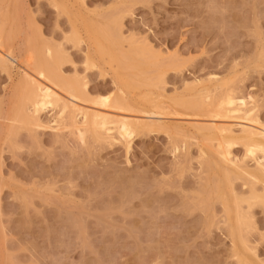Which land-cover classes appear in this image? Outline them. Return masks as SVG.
Instances as JSON below:
<instances>
[{
  "label": "rangeland",
  "instance_id": "obj_1",
  "mask_svg": "<svg viewBox=\"0 0 264 264\" xmlns=\"http://www.w3.org/2000/svg\"><path fill=\"white\" fill-rule=\"evenodd\" d=\"M0 29L13 61L0 63V264H264V201L250 197L264 198V172L245 176L257 169L241 143L236 166L217 146L227 124L237 136L246 116L264 126V0H0ZM35 79L151 125L127 143L113 121L80 139L71 108L34 112ZM101 95L118 108L95 104ZM226 95L243 111L213 119L217 106H182L200 98L208 110ZM214 187L234 207L230 224Z\"/></svg>",
  "mask_w": 264,
  "mask_h": 264
},
{
  "label": "bare ground",
  "instance_id": "obj_2",
  "mask_svg": "<svg viewBox=\"0 0 264 264\" xmlns=\"http://www.w3.org/2000/svg\"><path fill=\"white\" fill-rule=\"evenodd\" d=\"M81 1H83V0H81ZM5 20V19H4ZM110 26V25H109ZM2 27V26H1ZM1 30V29H0ZM94 30V29H93ZM1 32V31H0ZM100 32H97L96 34H98L97 36H99V35H101V34H99ZM3 34V33H2ZM96 34L94 33V35L96 36ZM93 35V36H94ZM97 36H96V38H97ZM0 38H1V33H0ZM93 38V37H92ZM95 38V37H94ZM94 42V41H93ZM103 45V44H102ZM96 47V46H95ZM101 48V47H100ZM1 49V48H0ZM104 49V50H103ZM98 50V52L99 51H103V53H105L104 55H109V54H107V52H105V48H102V49H97ZM8 53V52H7ZM9 53H11V52H9ZM51 53V50L50 49H47L46 50V54H50ZM109 53H110V51H109ZM100 55H101V53H99ZM10 55V54H9ZM51 55V54H50ZM103 55V56H104ZM111 55V54H110ZM107 56L108 57V59L111 57V56ZM99 56V55H98ZM10 57V56H9ZM12 57V56H11ZM113 57V56H112ZM111 57V58H112ZM116 57V56H115ZM13 58H16V57H13ZM52 58V57H51ZM122 59H123V57H122ZM12 59H10L9 60V58L6 56V55H4V53H2V52H0V63H1V66L4 68V69H6L7 67H9V65H10V62L12 63L13 61H11ZM89 59H87V61L86 62H90V61H88ZM113 61V60H112ZM115 62H117V60H115ZM52 63H54L53 62V60H52ZM118 63V62H117ZM116 63V64H117ZM132 64V63H131ZM0 66V67H1ZM134 67V66H133ZM3 68H1V69H3ZM117 68H118V66H117ZM129 68V67H128ZM3 69V70H4ZM42 69V68H41ZM119 69V68H118ZM26 70H24V72H25ZM45 71L44 70H40V71H38L37 73V75H39L40 77H42L43 79L42 80H44V79H46V78H49V77H47L46 75H45V73H44ZM120 73V72H119ZM23 75H25V77L23 78V80L25 79H27V78H29V75H28V77H27V75L25 74V73H23ZM117 75H119V74H117ZM120 76V75H119ZM118 76V77H119ZM23 77V76H22ZM117 77V78H118ZM121 77V76H120ZM119 77V78H120ZM56 78H58V76H56ZM118 78V79H119ZM149 78V77H148ZM120 79H122V78H120ZM154 79V78H153ZM158 79V78H157ZM129 80V79H128ZM135 80V79H134ZM150 82H151V79H148ZM46 81H48V80H46ZM46 81L44 82H42V81H39L38 79H35V80H33L30 84V88H29V102H30V105L32 106V109L34 110V112L35 113H37V111H39V110H41L43 107H45L46 105H51V104H53V103H60V105H61V107H60V113L62 114V113H64L68 108L70 109V110H73L74 112H72V113H70V116L73 118L72 120H71V122H72V124H74V126H75V128H77L78 130H80V126H83V130H81L82 132L79 134V137H80V139H82L84 136H85V133H86V131H87V128H89L90 130H92V132L91 133H93L94 134V132H99L98 134V137L101 135L100 133H101V131L102 130H108V129H111V128H109L108 127V125L112 122V123H115L116 125V130H118L117 131V133L121 136H119L120 138H124L126 141V143H127V140H129V139H131V137H132V135L136 132V130L138 129V128H145V127H148L149 125H151L150 123L151 122H146V120L144 119V118H142V120H143V122H141V121H136V120H130L131 119V117H120V118H116V121H115V119H110L109 118V116H110V114L108 113V112H106V111H104V110H98V107H97V110L96 109H91L90 110V108H88L87 106L85 107L84 105H80L81 103L80 102H82V99H80V98H78V97H76L74 94H71L70 92H69V94H68V96H71L70 98L71 99H73V98H75L74 100H76L77 99V101L78 100H80L78 103H75V101H71V102H69V100H71L69 97V100H64L63 98H61V96H59V93H57L56 91H54V89H52V87H54V85H58V84H56V82L54 83V82H50L51 80H49V82H50V84H49V82L48 83H46ZM22 82H24L25 83V81H22ZM53 83H54V85H53ZM121 84V83H120ZM136 82H135V84H132V86H131V81H127V83L126 84H124L125 85V87L124 88H127L128 87V89H130V88H134V86L136 87ZM143 84H149V82L146 80V82H145V79H144V83ZM151 84V83H150ZM83 85V84H82ZM29 87V86H28ZM25 89H26V87H25ZM131 90V89H130ZM67 93H68V91H67ZM122 94H123V92H122ZM227 94V93H226ZM225 95V94H224ZM98 98V97H97ZM67 99V98H66ZM109 99L110 98H108V97H105V96H102L101 95V97L97 100V102L95 101L94 103L95 104H99V106L101 105V106H103V107H105V105H107L108 106V104H109ZM117 99H120L119 97L117 98ZM117 99H114V102H115V100H117ZM123 99V98H122ZM122 99H121V101L120 100H117V101H119L118 103H121L122 105L124 104L123 102H125V101H123L122 102ZM144 99H145V97H144ZM143 99V100H144ZM197 99V98H196ZM200 99V98H199ZM199 99H197L196 100V102L194 103L193 101L194 100H192V102H190L191 104H189L188 103V105L186 104V106H185V103L182 105L183 107H186V108H190V107H187V106H189V105H191L192 106V109H194V107L196 108L195 110H199L198 108H200V107H202L204 110H206L207 111V114L208 115H211L210 113H211V110L213 111V108H215L216 109V107H214V106H217V109H216V112H212V113H214L215 115V117L213 116V115H211V116H213V119L215 118H217V117H224V115L222 114V112L220 113L219 112V110H222L223 111V113L225 112H235V111H237V112H240L239 110L242 108L243 109V107L242 106H244V105H246L245 103H246V101H244L243 100V98H237V97H234V96H231V95H226V96H224L222 99H220L218 102H217V105L215 104H212V103H210L209 105L212 107V109H211V107H208V110H207V108L205 109V106L206 105H203V103H201V102H204V100L203 101H199ZM146 100V99H145ZM144 100V101H145ZM150 100V99H149ZM149 100H147V102H152V101H149ZM154 100H156V99H154ZM76 101V102H77ZM83 101H87V100H83ZM87 102H89V100L87 101ZM91 102V101H90ZM107 102H108V104H107ZM27 103V102H26ZM83 103V102H82ZM94 103H93V105H94ZM126 103V102H125ZM131 103V102H130ZM117 104V102H115V105ZM207 104V103H206ZM111 105L112 104H109V106H110V108H112V107H116V108H118V106H112L111 107ZM127 105L129 106V104H126V105H123L122 107H126L125 109L126 110H128V111H130V110H132L131 108V106H129V108H127ZM213 105V106H212ZM25 106H26V104H25ZM71 106V107H70ZM154 106V105H153ZM204 106V107H203ZM24 107V106H23ZM90 107V106H89ZM120 107H121V105H120ZM121 107V109H123ZM159 107V106H158ZM27 108H28V106H27ZM26 108V109H27ZM29 108H31V107H29ZM106 108V107H105ZM140 108V107H139ZM101 109V108H100ZM135 109V108H134ZM141 109V108H140ZM143 109V108H142ZM141 109V110H142ZM214 109V110H215ZM241 109V110H242ZM28 110V109H27ZM33 110H32V112H33ZM59 110V109H58ZM120 110V109H119ZM145 110V109H144ZM144 110H143V113L145 114V112H144ZM151 112H152V114L153 113H155L156 114V111L155 112H153L154 110L151 108ZM157 110V109H156ZM203 110V111H204ZM210 110V111H209ZM149 111V110H148ZM148 111H147V109H146V113H148ZM243 111V110H242ZM246 111L247 112H249L250 110H245V116H246ZM29 112V111H28ZM33 112V113H34ZM150 111H149V114L151 113ZM210 112V113H209ZM233 112V113H234ZM74 113H76V114H74ZM217 113V114H216ZM219 113V114H218ZM236 113V112H235ZM252 113V112H251ZM251 113L249 114V113H247V115L249 114V115H251ZM71 114H73V116L71 115ZM133 114H135V113H133ZM159 114V113H158ZM158 114H156V115H158ZM222 114V115H221ZM23 115H24V113H23ZM80 116L81 117V121L80 122H76L75 120V118L77 117V116ZM160 115V114H159ZM126 116V115H125ZM244 116V117H245ZM244 117H241L242 118V120H244ZM212 118V117H211ZM139 119V118H138ZM249 121L248 123L249 124H241V123H238V124H240L239 126V128H238V131L239 132H241L240 134V136H237V135H234V132H235V130H234V132L232 131V127H234V126H232L233 125V123L232 124H227V126H224V130L223 129H221L223 126L222 125H220V126H218V127H216V126H214L215 124H214V122H213V126L212 127H216V128H219V129H221L220 131L222 132V130H223V132L224 133H222L223 135H222V140H221V142L219 141L218 142V144H217V146H218V149L221 151L220 152V155L221 156H219V157H222V158H220L222 161V163H226V165H233L234 163V158H232V156H231V147H232V145L233 144H235V143H241L243 146H244V148H245V154L246 155H249V156H252V160L254 159L255 160V169H257V170H254V171H250L251 169H249V170H247L248 168H243L244 170H242V171H246V173H244L245 174V176H247L248 178H250V179H252V181H256V180H254V179H258V178H260L261 177V174L262 173H258V174H260V177H256L257 176V172H259V171H263L264 172V162H263V160H264V126L263 125H261L259 122H258V120L256 119V120H254V119H252V118H249V117H245V120L244 121H247V120ZM62 120V119H61ZM70 120V119H69ZM150 121H152L151 119H150ZM153 122V121H152ZM141 123V124H140ZM220 123V122H219ZM225 123H227V122H225ZM231 123V122H230ZM237 123V122H236ZM243 123V122H242ZM247 123V122H246ZM76 125H78V126H76ZM137 125H138V128H137ZM219 125V124H218ZM141 126V127H140ZM222 126V127H221ZM236 126H238V125H236ZM214 129V128H213ZM104 132V131H103ZM106 132H109V130L108 131H106ZM105 132V133H106ZM138 132V131H137ZM231 132H232V134H231ZM226 133L228 134V135H226ZM96 134V133H95ZM94 134V135H95ZM224 135H226V136H224ZM239 135V134H238ZM224 136V137H223ZM123 139V140H124ZM130 141V140H129ZM220 145V146H219ZM216 150V149H215ZM213 151V150H212ZM216 152V151H215ZM217 153H219V151L217 150ZM216 153V154H217ZM257 153H259V154H262V156H260V157H257L256 156V154ZM217 155H219V154H217ZM214 156V155H213ZM259 156V155H258ZM207 161V160H206ZM212 161V160H211ZM236 161V160H235ZM227 163H229V164H227ZM232 163V164H231ZM236 163H237V161H236ZM206 164H208V167H210L209 165V163H207L206 162ZM254 164V163H253ZM215 165V164H214ZM237 165V164H236ZM236 165H233V166H236ZM259 170V171H258ZM257 171V172H256ZM247 174V175H246ZM223 178V177H222ZM228 179H229V181H230V176L228 177ZM232 181V180H231ZM250 181V180H249ZM251 181V182H252ZM218 183V182H217ZM217 183H216V187L218 188V186H217ZM219 183H220V181H219ZM218 183V185L220 186L221 185V183L219 184ZM253 183V182H252ZM216 187H214V189H215V191L217 190V188ZM220 188V187H219ZM222 188H224V187H221L220 189L222 190ZM251 188V187H250ZM219 189V190H220ZM227 189V188H226ZM221 190H220V192L219 193H217V191H216V193H217V196H218V198H220L219 197V195L220 194H224V193H221ZM224 190V189H223ZM214 191V190H213ZM223 192V191H222ZM251 192V191H250ZM233 193V192H232ZM233 195V194H232ZM220 196H223L222 197V199H220L221 200V202L223 203V198H224V195H220ZM250 196V195H249ZM259 196V195H258ZM257 195H256V193H255V195L254 194H252V196H250L251 197V199L252 200H254V199H256V200H260V202L263 200L264 201V198H261V196H259L258 197ZM257 197L258 198H260V199H257ZM216 198V197H215ZM236 198V197H235ZM208 199H210V198H208ZM212 199V198H211ZM210 199V200H211ZM224 200H225V198H224ZM227 200V199H226ZM226 200L224 201V215H225V217L224 218H226L227 219V217H229V219H230V213H231V211L232 210H234V207H231L230 206V204H229V207L228 206H226V205H228V204H226ZM237 201H238V204H237V207H236V201L234 202V205H235V207L237 208V209H239L240 211H236V213L238 214V217H236V215H235V217L237 218H235V222L237 223V221H238V226L240 227H242L241 229L238 227V226H236L235 225V223H234V221H233V226H231L232 228H233V231H234V229L236 230V228L238 229V231H240L241 233H242V229H244L245 228V224L247 223V221L248 220H246V219H248V218H245V217H247V216H245V214L244 215H242V214H240V213H244L243 211H241V209L240 208H238V206L240 207V205H239V201H242L241 199L240 200H238V199H236ZM255 200V201H256ZM245 201H247L246 203L248 204L249 203V206L251 207V205L252 204H254L255 203V201H253V203L250 201V199H245ZM262 201V202H263ZM227 202H229L228 200H227ZM261 202V203H262ZM259 203V202H258ZM262 204H264V203H262ZM233 205V206H234ZM253 206V205H252ZM225 207H226V209H225ZM231 208H232V210H231ZM249 209V208H248ZM233 212V211H232ZM234 214H235V211L233 212ZM249 213V212H248ZM244 217V219H242ZM230 220H232V219H230ZM246 221V223H245V221ZM227 221L229 222V224H230V221L227 219ZM227 222V223H228ZM231 223H232V221H231ZM242 223H244V224H242ZM243 225H244V227H243ZM246 225H248V223L246 224ZM229 226V227H230ZM236 226V227H235ZM230 227V228H231ZM240 229V230H239ZM231 230V229H230ZM237 230L236 231H234L235 233L236 232H238ZM231 232V231H230ZM239 232V233H240ZM232 233V232H231ZM233 234V233H232ZM238 233H236V235H237ZM235 235V234H234ZM238 235H240V234H238ZM242 235V234H241ZM233 236V235H232ZM235 237V236H234ZM239 236H237V239L239 240V242L241 241L242 243H243V237H239ZM241 238H243L242 240H241ZM234 239V238H233ZM245 241V240H244ZM244 244V243H243ZM245 247V246H244ZM246 250V249H245ZM241 257V256H240ZM240 257H239V259H238V261H239V264H241L240 263V261L241 262H245V260H242V259H240ZM247 262V261H246ZM242 263V264H247V263ZM238 264V263H237ZM249 264V263H248Z\"/></svg>",
  "mask_w": 264,
  "mask_h": 264
}]
</instances>
